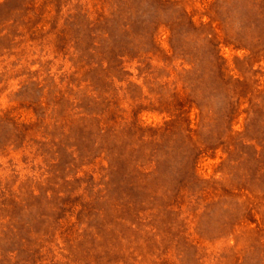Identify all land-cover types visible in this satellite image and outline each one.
Wrapping results in <instances>:
<instances>
[{"label": "rangeland", "instance_id": "374dc122", "mask_svg": "<svg viewBox=\"0 0 264 264\" xmlns=\"http://www.w3.org/2000/svg\"><path fill=\"white\" fill-rule=\"evenodd\" d=\"M0 264H264V0H0Z\"/></svg>", "mask_w": 264, "mask_h": 264}]
</instances>
